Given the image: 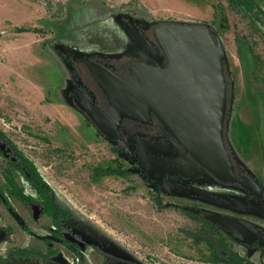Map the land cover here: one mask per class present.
<instances>
[{
  "label": "rangeland",
  "instance_id": "374dc122",
  "mask_svg": "<svg viewBox=\"0 0 264 264\" xmlns=\"http://www.w3.org/2000/svg\"><path fill=\"white\" fill-rule=\"evenodd\" d=\"M251 1L263 14L232 0H0V132L50 188L47 199L24 176L11 171L7 178L0 155V200L32 233H22L0 201V229H13L14 244L47 234L52 214L62 211L64 224L89 246L80 264H217L206 242L215 231L195 217L205 212L256 227L263 238L253 247L233 242L223 230L216 236L264 264V0ZM167 25H205L217 40L232 83L225 147L246 174L235 175V182L215 184L217 178L155 121L123 120L113 139L79 106L84 95L118 117L94 73L109 68L94 59L113 61L111 74L121 82L129 78L126 83L140 64L164 71L168 63L153 36ZM7 148L0 136V150ZM107 168L126 175L97 174ZM247 176L263 191L260 197L243 186ZM9 179L20 200L9 195ZM167 184L192 195H166ZM24 207L46 209L50 217L35 223ZM4 247L0 243L2 254Z\"/></svg>",
  "mask_w": 264,
  "mask_h": 264
},
{
  "label": "water",
  "instance_id": "95a60500",
  "mask_svg": "<svg viewBox=\"0 0 264 264\" xmlns=\"http://www.w3.org/2000/svg\"><path fill=\"white\" fill-rule=\"evenodd\" d=\"M155 38L167 60L166 70L140 64L134 67L129 83L118 81L106 68L94 71L118 117L101 110L84 95L80 108L101 133L113 139L120 135L124 119L146 124L153 115L196 163L220 181L235 182L223 137V63L211 32L201 27L167 25L156 29ZM243 186L255 197L262 195L259 185L248 177ZM163 192L177 197L192 195V191L177 184L165 185ZM208 219L241 245L252 247L263 238L249 223L221 215ZM4 240L5 234L0 230V243Z\"/></svg>",
  "mask_w": 264,
  "mask_h": 264
},
{
  "label": "trees",
  "instance_id": "16d2710c",
  "mask_svg": "<svg viewBox=\"0 0 264 264\" xmlns=\"http://www.w3.org/2000/svg\"><path fill=\"white\" fill-rule=\"evenodd\" d=\"M232 3L234 5H236V6H238V7L244 8L249 13H254V14L260 15V13L256 9L253 1H251V0H232ZM178 26L198 27V26H192V25H178ZM201 28H205V29H207V30H209L211 32V35H212V37H213V39H214V41H215V43L217 45V40H216L214 34L212 33V31L209 28H207L205 25L201 26ZM153 38H154V41H155L156 40L155 36H153ZM159 48H160V46H159ZM160 51L162 52L161 48H160ZM162 54H163V52H162ZM163 56H164V54H163ZM94 61H97V62H100V63L104 64L105 66H107L109 68V71L110 70H115L114 65L112 64L113 61L109 60L108 58H106L104 56L96 57L94 59ZM164 61L167 63V60H166L165 56H164ZM82 63H85V61L82 62ZM121 66H122V68H123V70L125 72H127V71L129 72L130 64L123 63V64H121ZM86 71L88 72V76H89L90 73H89L87 68H86ZM223 73H224V80H225V87H226V105H227L226 106V113H225V121H224V131H223L224 144L226 146V142H225L226 141V139H225V137H226V123L228 121V114H229L228 98L232 94L231 93L232 83H231V79H230L229 74L226 73L225 67L223 68ZM87 118L90 120V118L88 116H87ZM151 118H155V117L153 115H151ZM124 120L133 121V120H130V119H124ZM133 122H136V121H133ZM156 122L159 124V126L162 128V130L166 133V131L161 126V124L158 121H156ZM136 123H139V122H136ZM140 124H142V123H140ZM94 127L97 128L95 125H94ZM0 136L3 138V142L5 144H7V146L9 147V149L7 148V151L0 150V155L3 156L2 153H4L5 159L7 160V163H8V168L5 171V174L7 175V178H10L11 171H13L15 173H18L19 175L24 176L26 178V181H29L30 184L32 185V187L35 188V190L39 194H43L45 196L44 198H47L48 195L50 194L49 193L50 192V188L42 181V179L39 177V175H37L35 167L33 165H31V163L19 151H17L15 149V147L12 145V143L7 141L6 137L1 132H0ZM168 136H170V135H168ZM231 158H232L231 161H232L233 168H234V175H236V177H238L239 179L244 177V176H246L245 171L243 172V170L240 169V167L236 163V160L232 156H230V159ZM101 170L97 169V174L99 176L114 175V174L115 175H121V176H123V175L125 176L126 175L125 171H121V170H116V169L114 170V169H111V168H107L105 171H103V173L101 172ZM28 174H31L34 177L29 179L27 177ZM247 175H249V174H247ZM248 178L252 179V176L248 177ZM254 178L255 177H253V179ZM217 180H218V182H220L219 179H217ZM221 182H223V181H221ZM8 185H9V188H10L9 189L10 191H8L9 193L10 192H14L13 194L18 195L20 198L23 196L21 192L17 191V187H16V185L14 184V182L11 179H9ZM4 190L5 189L1 188V192L2 193L4 192ZM47 199H49V198H47ZM52 202H54V201H52ZM59 213L64 214L65 212L59 211ZM64 216L66 217V215H64ZM196 216L205 223V226L208 229L215 231L213 234H211L212 236H210L209 239H206V242L208 243L209 249L211 251V256H212L211 261L212 262L217 263V264H256L255 262H252V261L248 260L247 258L243 257L242 255L233 252V250L230 248V246L226 243L225 239L221 238L220 236L219 237L216 236V235H218L219 230H222V229L219 226H217L216 224L212 223L208 219L209 216H211L210 214L205 213V212L204 213L201 212L198 215H195V217ZM227 235L229 236V238L233 242H237L236 240L233 239L232 236H230L229 234H227ZM257 244L258 243H256L254 246H256Z\"/></svg>",
  "mask_w": 264,
  "mask_h": 264
},
{
  "label": "flooded vegetation",
  "instance_id": "af4514ba",
  "mask_svg": "<svg viewBox=\"0 0 264 264\" xmlns=\"http://www.w3.org/2000/svg\"><path fill=\"white\" fill-rule=\"evenodd\" d=\"M157 70L161 71L160 69ZM128 81H130L129 78L128 80H125L124 83ZM96 106H98L101 110L108 112L107 106L106 107L102 106L97 102H96ZM150 121L156 122L157 120L156 118H151ZM174 143L176 144L177 142L175 141ZM181 148L183 149V147ZM215 184L220 185L218 184V181H215ZM232 186H233L232 184L231 185L229 184L228 186L225 187H232ZM9 195H11L13 198L14 197L17 198V200L21 199L18 195L15 194H9ZM0 196L2 195L0 194ZM0 201L4 203L10 218L15 223H17L21 232L24 234H26V232L31 233V231H29L30 230L29 227L25 225L26 224L25 219L22 216L20 217L16 212H14L11 209L10 204L4 202V200H0ZM25 210L29 213L32 219H34L35 223H38L40 219L44 217L47 218L50 217L46 209L45 210L41 209L37 213H34L32 209L25 208ZM57 212L58 211H54V213L51 216L52 219H55L54 227L50 228L48 230L49 232L45 235L43 234L33 235L35 241L32 242L31 244L30 243L23 245L14 244L12 242V237L14 234L13 229L11 227L1 228L0 230L5 234V240L2 243H5L8 247H4L5 254L0 253V264H76V263L80 264V256H82L87 251V248L89 246L86 243H84L82 239L77 237V235H74V232L72 231L71 227H69L68 225L66 226L64 224L63 215Z\"/></svg>",
  "mask_w": 264,
  "mask_h": 264
}]
</instances>
